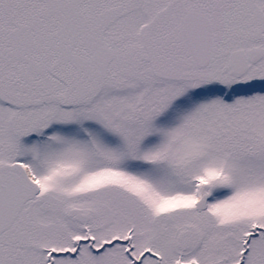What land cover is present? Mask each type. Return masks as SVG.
I'll use <instances>...</instances> for the list:
<instances>
[{"label":"snow or ice","instance_id":"1","mask_svg":"<svg viewBox=\"0 0 264 264\" xmlns=\"http://www.w3.org/2000/svg\"><path fill=\"white\" fill-rule=\"evenodd\" d=\"M0 264H264V0H0Z\"/></svg>","mask_w":264,"mask_h":264}]
</instances>
